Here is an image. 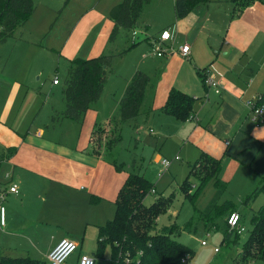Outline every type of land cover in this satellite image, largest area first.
I'll use <instances>...</instances> for the list:
<instances>
[{"label":"rangeland","instance_id":"1","mask_svg":"<svg viewBox=\"0 0 264 264\" xmlns=\"http://www.w3.org/2000/svg\"><path fill=\"white\" fill-rule=\"evenodd\" d=\"M34 1L36 10L25 26L17 28L6 42L0 44V78H4L0 94L4 95L8 92V84L22 83L25 86L22 88V92L17 95L21 106L22 104L23 107L25 106L24 100L32 102L34 99V103H39L38 107L42 101L49 108L54 109L53 113L63 112L65 110L63 88L72 56L89 57L91 49L92 51L96 49L97 42L98 45L104 44L101 54L118 53L119 55L113 59L108 79L99 99L100 102H98L102 110L98 126H104L110 116L111 121L117 122L120 128L121 139L112 150L108 151L104 145L107 140L112 138V135L114 137L112 126H107V123L105 130L101 134L99 133L102 139L100 141L102 146L99 148L105 156L102 161L106 166L105 171L99 174L101 179H97L96 188L99 191L97 194L112 192L111 186L119 183L120 176L123 178L122 176L126 172L143 176L156 188V193L147 196L145 200L147 205L161 194H176L172 208L167 214L158 218V228L171 224H176L180 228L181 234L177 235L176 239L194 250V257L189 264H236L240 246L246 241L252 228L251 217L253 212L264 203V194H260L248 208L241 205L244 196H239V190L233 187L236 185V181L223 194L221 203L232 200L240 211L247 212V217L243 221L245 230L241 233L240 243L230 247L221 246L222 233L213 229L208 230L202 219L201 211L208 206L216 192L213 183H209L201 193L196 201V206L185 199L182 194L180 185L186 178L190 165L198 158L197 149L187 141L190 133L189 123L195 122V119L178 120L160 111V103L167 97L163 95L165 87L161 85L162 69L158 68V63L163 59L154 57L153 52V55L149 53L151 44L147 41L150 37L158 36L163 28L170 27L172 29L173 24L176 23L174 0H150L145 4L138 22V27L142 26L146 31L140 28L135 32L122 29L115 41L112 42L108 37L110 31L109 33L106 31L110 8L108 6L120 3L122 0ZM77 25L78 30L73 34ZM173 40L174 36L171 41ZM135 41L138 43L129 49ZM165 45H170V43ZM73 51L76 53H72ZM137 70H144L150 76V83L138 119L131 123L120 124L118 121L120 119L119 101L124 88ZM206 73L212 74L219 81L218 75L211 70L203 72L204 80ZM56 78L59 80L58 85L53 83ZM200 86L204 87L202 82ZM23 90L28 91L25 97H21ZM158 90L159 93L156 96ZM196 100L198 101L196 102ZM196 100L195 102L198 104L200 98L196 97ZM38 107H34V109ZM23 112L22 108L21 115ZM35 117L34 112L27 128L32 133L35 132V129L31 128V123ZM37 122L40 124L42 121L39 119ZM51 122L45 121L46 124ZM54 125V129L53 126H50L52 129L50 136L59 141L62 139V142L67 146L75 144L81 129L77 122L62 118ZM181 125L182 127H180ZM184 141L186 144L182 143ZM65 151L82 157L75 150ZM175 156H179V160H172ZM162 158L172 160V164L167 169H164L160 163ZM114 160L117 165L122 166L123 172L117 171L116 166L111 162ZM5 169V165L0 168V181L5 179V176H2ZM257 184L253 183L248 187V190L254 189ZM4 190H6L5 187ZM83 192L76 195L81 197L84 195ZM85 192L88 194L89 191ZM19 193L20 191H18ZM25 197L21 194L17 209H13L12 218L8 217L9 221L13 220L18 224V228L15 229L14 235H9L7 238V246L10 248L4 254L10 257L30 256L35 259H44L45 253L42 252V246H45L46 242L53 238L64 235L75 237L77 243H82L84 253L95 254L98 236L95 222L100 221L92 220L91 223L94 225H86L79 218V208L73 200L56 204L50 213L43 214L42 217L41 210L45 209V203H38L36 199H33L32 203L34 204L29 207L28 204L25 205L24 199L28 203V199ZM84 197L86 196L84 195ZM91 207H94L93 219L103 220L104 223L113 218L115 207L109 199L102 200ZM226 214L225 212L223 219ZM27 217L32 223L29 224L32 225L30 232L20 229L24 226V219ZM2 235L3 232L0 230V242L3 240ZM203 241H206V244L203 245ZM216 248L219 249L218 252L215 251ZM75 259V255L71 256L68 262L73 263ZM96 264H111L109 250L105 252L103 258L96 257ZM253 264H264V262L255 261Z\"/></svg>","mask_w":264,"mask_h":264},{"label":"crops","instance_id":"2","mask_svg":"<svg viewBox=\"0 0 264 264\" xmlns=\"http://www.w3.org/2000/svg\"><path fill=\"white\" fill-rule=\"evenodd\" d=\"M110 5L109 11L116 4ZM25 24L18 28H23ZM112 27L113 21L109 17L106 31L111 32ZM77 28L78 25L73 30V34L76 33ZM138 28L145 30L142 26ZM164 29L172 30L174 36L173 41L165 44L172 42L176 49L185 43L190 45L189 59L183 58L179 53H170L161 57L152 54L153 42L160 37ZM147 41L151 44L149 53L163 59L158 63V68L162 69L161 85L165 87L163 95L167 96L169 90L175 86L195 98H200L198 104H196L198 100L195 102V111L193 110L190 118L195 119V122L189 123L190 133L187 137V141L197 149V157L203 152L221 157L220 178L227 183V189L236 181L233 187L239 190V196L245 197L251 190H248V187L253 183L257 184L259 176L264 174V122L260 125L255 124L246 103L253 96L264 94V3L258 1L239 17H234L233 4L230 0H211L194 9L185 18L177 19L172 29L163 28L158 36L150 37ZM103 45V43L98 45L97 42L96 49L93 51L91 49L89 57L101 55ZM74 51L72 53H76ZM205 70H211L214 74L219 73L218 78L222 88L220 94L200 86V83H203ZM3 80L4 78H0V87ZM24 86L18 82L8 84V92L4 95L0 94V168L6 166L2 174L5 179L0 181V191L6 193L4 202L6 225L0 226L3 232L0 252L5 256L8 255L4 252L10 248L7 246V238L9 235H14L15 229L18 228V224L13 220L9 221L8 217L12 218L13 209H17L21 194L27 197L28 203L26 199L24 202L29 207L34 204L33 199L38 203H45V209L41 210L42 217L43 214L50 213L56 204L73 200L78 205L79 218L86 225L93 224L92 220L100 221L95 222L97 231L98 226L111 219L104 223L103 220L93 219L94 207L91 206L95 204L90 202V195L100 197L99 202L109 199L115 207L114 201L118 191L129 174L126 172L123 178L120 176V182L111 186L112 192L97 194L99 192L96 188L97 179H101L99 174L105 171L106 165L102 161L105 156L93 155L87 149L91 143L93 129L99 125L98 120L102 111L98 103L100 100L89 109L82 125L78 123L81 129L75 144L67 146L62 139L59 141L50 136L52 130L50 126L54 129V123L61 121L62 118L58 116L62 112L53 113L54 109L49 108L42 101L38 107L39 103H34V99L32 102L24 100L25 106L23 107V104L21 106L17 95L22 92ZM27 93L28 91L23 90L21 97H25ZM158 93L159 90L156 96ZM166 98L160 106L164 104ZM34 107L38 108L34 109ZM22 108L24 112L21 115ZM34 112L36 117L31 123V128L35 129V132L32 133L27 128ZM39 119L42 121L40 124L37 122ZM45 121L52 122L46 124ZM109 122H111L110 116L104 127ZM182 143L186 144L185 141ZM65 150H75L82 157L74 153L67 152V154ZM7 174H10L9 178ZM7 183L16 184L20 193H10L9 184L2 185ZM81 191H84L82 194L86 197L76 195ZM85 191H89L88 194ZM113 213L115 214V208ZM29 224L32 223L27 217L24 219V226L20 229L30 232L32 225ZM65 237L76 241L75 237L69 235L53 238L42 246L46 259L40 260H47L49 251ZM82 247L80 243L78 252L74 254L75 262L67 264H77L80 254L84 253Z\"/></svg>","mask_w":264,"mask_h":264},{"label":"trees","instance_id":"3","mask_svg":"<svg viewBox=\"0 0 264 264\" xmlns=\"http://www.w3.org/2000/svg\"><path fill=\"white\" fill-rule=\"evenodd\" d=\"M210 1L174 0L175 16L177 19H183L194 9ZM230 1L233 4L234 17H239L258 1L264 3V0ZM148 2L150 0H122L110 9L109 17L113 21L109 36L111 42L115 41L122 29L128 32H135L138 29L143 8ZM35 8L34 0H0V44L6 42L18 27L29 20ZM137 43V41L133 42L129 49ZM117 55L119 54L103 53L95 57H77L69 61L63 88L65 110L58 116L59 118L70 119L82 125L89 109L100 99L113 59ZM202 80L204 83V79ZM149 82L150 77L147 73L141 70L134 73L119 101L120 124L131 123L137 119ZM260 99L264 100V94H261ZM195 100L194 96L172 87L160 111L178 120H187L193 115ZM107 126H112L114 134V137L112 135V138L104 145L105 149L110 151L120 141L121 134L117 122L111 121ZM104 130V126L93 129L91 143L87 149L93 155L103 154L99 148L102 146L99 133L101 134ZM111 162L118 171H123L122 166L117 165L115 160ZM221 168V157H214L203 152L190 165L189 172L180 188L185 199L196 206L201 193L209 183H213L216 192L208 206L201 211L202 219L208 230L213 229L222 233L221 246L230 247L240 243L241 233L230 229L228 217L233 212H240V224L244 227L243 221L247 217V212L240 211L232 200L220 202L227 189V183L219 176ZM153 188L155 189L153 184L143 176L137 173L128 174L114 201V217L98 226L95 257L103 258L105 252L109 250L111 264H189L194 257V250L176 239V236L181 234L180 228L176 224L158 228V218L169 212L176 194H161L147 205L145 200ZM262 193L264 194V174L259 176L258 184L242 199L241 205L250 207L252 201ZM99 200L100 197L90 195L92 204H97ZM225 212L227 214L223 219ZM251 224L248 238L238 251L236 264L264 262V203L253 212ZM0 264H49V262L29 256L9 257L0 252Z\"/></svg>","mask_w":264,"mask_h":264},{"label":"built area","instance_id":"4","mask_svg":"<svg viewBox=\"0 0 264 264\" xmlns=\"http://www.w3.org/2000/svg\"><path fill=\"white\" fill-rule=\"evenodd\" d=\"M173 39V31L170 29H164L161 32V35L156 39L154 45L152 46V52L154 55L161 57L164 55H169L170 53L175 54L179 53L183 58H189L191 54V47L189 44H184L176 50L172 43L170 45H165V42L171 41ZM166 46V47H165ZM219 76V73H216ZM54 84H58L59 80L56 78L53 80ZM204 83L207 88L213 90L214 93L220 94L222 91L221 83L217 80L212 74L206 73ZM261 95H255L249 100H247V106L251 111V118L256 125H260L264 122V100L260 99ZM172 160H179V156H175ZM172 160L167 158H162L160 160L161 165L164 169H167L171 164ZM7 178L10 177V174L6 175ZM9 192L17 193L18 187L16 184L9 185ZM151 193H156V189H152ZM6 200L5 191H0V226L3 227L6 225V207L4 202ZM241 214L240 212H233L228 217V224L230 229L237 230L238 233H242L245 228L241 226ZM202 244H206V241H203ZM79 250V244L70 239L62 238L56 245L49 251L47 255V261L49 264H67L68 259L76 254ZM216 252L219 251L218 248L215 249ZM77 264H96L95 255H90L87 253L80 254Z\"/></svg>","mask_w":264,"mask_h":264},{"label":"water","instance_id":"5","mask_svg":"<svg viewBox=\"0 0 264 264\" xmlns=\"http://www.w3.org/2000/svg\"><path fill=\"white\" fill-rule=\"evenodd\" d=\"M92 255H94V253Z\"/></svg>","mask_w":264,"mask_h":264}]
</instances>
